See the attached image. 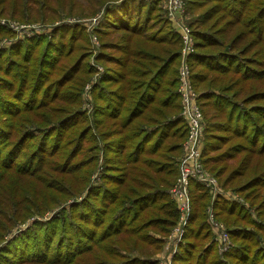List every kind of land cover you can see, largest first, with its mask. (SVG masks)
I'll list each match as a JSON object with an SVG mask.
<instances>
[{
    "label": "trees",
    "instance_id": "1",
    "mask_svg": "<svg viewBox=\"0 0 264 264\" xmlns=\"http://www.w3.org/2000/svg\"><path fill=\"white\" fill-rule=\"evenodd\" d=\"M192 1L196 5L201 4L200 6H207L209 3L212 7L222 10L228 17L229 28L243 25L250 30L258 25L254 31L264 29V0ZM164 14L165 6L162 0H111L101 7V18L95 34L99 40L100 50L97 61L103 64L104 73L101 83L94 87L93 95L96 114L98 113V117L95 115L94 118H98V126L100 124L103 130L99 133L100 146L95 145L94 138H89L87 147L104 153L102 181L98 186L88 189L87 197L83 201L71 206V229L66 237L68 240L66 243H54V246L58 245L55 248L57 251H53L54 246L46 247L43 244L44 241L47 245L54 242L51 231L44 235L39 233L37 237L30 239L29 235L34 231L31 227L19 233L20 243L15 241L8 243L6 247L8 258L14 254L15 262L33 264L40 262L76 264L78 257L92 256L95 257L92 264L155 263L151 255L161 248L160 237L169 232L177 218V210L168 191L178 173L176 159L180 154V140L186 136V124L179 115L173 118L161 114L163 109L176 112L180 110L176 90L179 36L170 28ZM57 30L52 40L45 44L40 64L32 58L29 49L38 50L39 42L43 38L18 42L5 53L7 63L10 61L19 63L20 61L16 59L19 56L25 58V63L20 62L26 64L22 66L27 77L24 80L34 87L37 97L33 95V98L36 100L42 94L53 100L58 99L63 87L79 74L80 62L85 57L87 68L81 76L88 77L93 72L87 64L89 43L84 29L80 30L76 25H66ZM229 32L230 29L227 35ZM218 33L223 38L222 33ZM191 34L195 40V51L188 57L191 68L190 80L193 88L200 91L198 103L205 122L203 166L215 171L216 177L221 178L224 185L234 181V178L236 180L244 178L247 182L242 185L244 189H240L241 191L247 190L250 185L254 186L251 190L260 186L262 188L264 165L259 166L261 167L259 172L250 174L252 169L248 162L252 159L249 154L253 153L252 151H257V154L264 153V147L259 145L262 142L260 128L264 124L260 116L264 114V105L256 107V114H253L255 107L249 106L255 105L256 98L260 96L264 98V92L259 95H247L242 99V103H236L224 94L218 95L211 90L197 89L205 79L203 69H217L221 72L223 70L225 73L228 71L225 69L231 66L232 72L237 78L242 77L239 78L242 81L259 75V72L250 69L235 54L203 52L200 48L214 43L213 36L218 37L217 33L212 35L211 31L192 28ZM77 41L81 43L76 44ZM79 44L86 53L84 58L62 68L56 67L58 65L56 59L63 55L71 56ZM158 45H163L164 48L155 49L154 46ZM22 50H26V53ZM38 73L40 75L37 77ZM46 76H49L47 82L42 83ZM21 85L20 83L18 88ZM14 92L9 93L8 99H12L11 101L5 102L6 98L0 96L2 101L0 104L5 113L11 115L22 107H27L22 109L27 112L35 106L28 101L23 103L31 94L13 95ZM158 106L163 109L158 110ZM226 106H229V110L235 108L236 113L230 111L224 118L207 114L210 107L221 109ZM150 112L160 113L161 119H150L148 117ZM234 116H237L236 120H233ZM38 122L42 121L38 119ZM143 123L145 125H142ZM7 128L0 123V166L9 168L17 164L28 167L29 158L15 163L20 154V147L24 144L22 141L28 138V133H21L17 140L9 142ZM82 135L84 136V133ZM257 135L259 136L256 139ZM75 142L71 136L61 145L70 152H77L81 148L75 147ZM218 150L222 153L215 155L214 152ZM53 151L56 153V149ZM238 152H242L240 163L232 167L225 176L222 173L224 164L222 161L234 159ZM42 154L44 153L38 146L30 154V158L35 161L36 157L43 156ZM154 156L159 158L158 161L148 159ZM49 158L43 163L52 168L55 164L50 162ZM89 163L87 161V164ZM24 166L20 171L28 173L29 169ZM90 168L83 169L80 179L86 188L89 186ZM138 178H144L145 181L139 183ZM38 184L43 187L39 182ZM132 184L144 189H138L141 192L134 193ZM11 194L17 197L11 199ZM18 194L19 192L0 190L1 199H11V204H15L18 210L22 211L25 208L24 205L20 206ZM255 195L257 198L261 197L260 193ZM190 198L192 209L184 243L179 245L171 264H221V255L236 262L238 260L241 263L245 262L247 245H243L242 242L248 241L249 235L252 234L247 229H230L228 231L232 241L230 248L221 251L222 253L218 252V246L212 241V234L206 223L205 209L210 202L208 190L201 183L192 181ZM211 207L217 220L229 223H235V220L244 223L247 220L245 209L237 202L217 197ZM149 230H152V234ZM122 248L127 251L129 248L140 250L138 252L142 259L136 257L126 262L111 258L112 255L120 258L118 250ZM146 249L151 250L150 253H144ZM105 256L107 260L103 259Z\"/></svg>",
    "mask_w": 264,
    "mask_h": 264
},
{
    "label": "rangeland",
    "instance_id": "2",
    "mask_svg": "<svg viewBox=\"0 0 264 264\" xmlns=\"http://www.w3.org/2000/svg\"><path fill=\"white\" fill-rule=\"evenodd\" d=\"M109 1L111 0H0V96L5 97V102H7L12 100L8 99L11 91H15L13 95H16V93H22L24 95L31 94V97L26 98L27 100H23V103L28 101V103L32 105L35 104V106H32L27 112L22 111V109L27 107H22L21 110L18 108L19 110L11 115L5 113L0 104V123L8 127V141L12 142L13 140H17L21 133H28V138L22 141V144H24H21L20 154L15 163L26 161L29 158L28 167L24 165L18 166L17 164L9 168L0 166V190L4 192H19L18 196L20 199L18 201L21 202L20 206L24 205L25 208L21 211V209L18 210L15 204H11V199L16 198V195L11 194V199L6 198L5 200L0 197V264H33L15 262L16 255L13 254L11 258H8L6 249L10 242L15 241L16 243H20L19 233L31 227L34 231L30 233V239L37 237L39 233L44 235L45 233L48 234L50 231L52 232L54 242L52 245L51 243L47 245L46 241H44L43 244L46 247H53L54 243H66L68 240L66 237L71 229V206L83 201L87 197L88 189L98 186L102 181L104 153H102L101 150L89 149V147H87V140L89 138H94L95 145L99 147L101 144L99 133L103 128L100 124L98 126V118H94L95 115V117H98V113L96 114L93 89L95 86H98L97 84L99 82L101 83L104 66L97 61V55L100 50L95 29L98 27L101 18V7ZM183 2L184 10L179 19L180 23L187 25L190 30L196 28L199 30L211 31L212 35L216 33L219 35L218 37L213 36L215 41L211 43L210 46L200 48L203 52H228L235 54L239 57L240 61H243L250 69L259 72V75L248 77L242 81L239 79L242 77L237 78L232 72L231 66L225 69L228 70L225 73L223 70L222 73L221 70L217 69H203L205 79L200 83L197 89L211 90V92L218 95L224 94L236 103H242V99L247 95H259V93L264 92V29L254 31L259 27L258 25H255V29L251 28L250 30H247L243 25H236L234 28L233 26L229 28L228 17L222 10L212 7L209 3L207 6H200L201 4L196 5L192 0H183ZM164 15L167 18L166 13ZM167 20L170 28L179 36L176 27L168 18ZM66 25H76L80 30L83 28L84 34L88 35L89 56L87 64L92 68L93 72L88 77L81 76L86 70L87 65L86 57L82 59L86 53L83 52L82 45L79 44V46L75 47V51L71 56L65 57L63 55L56 59L58 60V65L56 67L59 68L70 65L78 59H82L79 67V74L76 78L63 87L58 99L53 100L45 94H42L37 98L38 100H36L33 98V95L37 97V93L34 92V87L24 80L27 77L22 66L26 64L20 62L25 63V58L19 56L16 58L20 61L19 63L11 61L7 63L8 58L5 53L17 45L18 42H25L33 38H43V40L39 42L40 47L38 50L31 51L32 49H29L32 58L40 64L45 44L52 40L59 27ZM229 29L230 34L228 33V35L230 36L227 37ZM218 32L222 33L223 38H221ZM232 38L234 40H231ZM192 39L193 50L195 51V40L193 36ZM78 43L81 42L77 41L76 44ZM179 44L178 70L181 64L180 52L182 48L180 36ZM154 47L155 49L164 48L163 45ZM22 51L26 53V50ZM188 69L189 75L191 76L190 66ZM39 75L40 73L37 74V77ZM48 78L49 76H46L42 83L47 82ZM20 83L22 85L18 88ZM55 91H57V89ZM196 92L199 93L200 91ZM0 102L2 101L0 100ZM254 103L255 105H250L249 108L255 107L253 114H256V107L264 105V98L260 96L254 100ZM239 106L242 105L239 104ZM152 108L154 109L155 106ZM160 109L163 108L158 106V110ZM161 111V114L167 117L174 118L176 115H180V110L178 112L167 109ZM230 111L236 113L237 110L235 108L229 110V106L221 109L210 107L207 114L212 116L218 115L224 118ZM37 117H39L38 119L42 122H38ZM148 117L152 120L161 119L160 113L150 112L148 113ZM236 118L237 116H234L233 120H236ZM45 120L52 121L46 122ZM260 120L264 121V114H261ZM145 123L142 125H145ZM147 125H149V123ZM53 129L54 131H51ZM50 131L51 133H49ZM83 133L84 136L82 135ZM256 133L257 132H254V134ZM259 134L262 139L259 145L264 147V124L262 128H260ZM71 136L72 139L76 141L75 147L81 148L80 150L78 149L77 152H70L61 145L67 137ZM258 136L259 135H257L256 139ZM81 140H83V143H81ZM184 140L185 138L180 140L181 149L176 161H178L182 155V144ZM201 142L204 147V132ZM38 146L44 154L38 158L36 157L35 161H32L30 154L35 151ZM55 149L56 153L53 151ZM162 151H159V153H163ZM252 152L253 153H249L252 159L248 162L252 169L249 172L250 174L259 172V169H261L259 166L264 165V153L257 154V151ZM214 153L216 155L222 152L218 150ZM241 156L242 152H238L234 159L228 160L227 162L222 161L224 163L222 173H224L225 176L230 172L232 167L238 166L241 161ZM48 158L50 162L52 161V163L55 164L52 168H49L43 163L44 160ZM148 159L158 161L157 159L159 158L154 156L148 157ZM87 161L90 163L87 164ZM22 166L27 168V170L29 169V172L22 173L26 172L20 171L22 170ZM85 167H91L88 174L89 186L87 188L80 180L82 171ZM204 168L205 171L216 180V188L212 189L213 192H210L206 188L210 197L209 205L205 209L207 213L206 223L209 226L210 232L212 227L209 217L210 214H212L213 220L221 223L226 230L247 229V231L252 234L249 235L248 238L250 242L247 240L242 242L243 245H247L245 250L246 256L244 258L245 262L241 263L239 260L236 262V260L232 258L221 255V257L219 256L222 261L221 264H264V186L251 190L254 186L250 185L247 190L241 191L240 189H244L242 185L247 182L246 179L241 178L236 180V178H234V181H229L225 186L221 183V178L218 179L216 177L217 173L215 171L209 170L205 166ZM138 181L142 183L145 179L138 178ZM38 182L42 184L43 187L40 186ZM132 189L134 193H138L141 192L138 189L144 188L132 184ZM48 191L52 193H48ZM214 191L216 192L215 195H213ZM255 193H260L261 197L257 198ZM217 197L239 203L246 211V222L242 223L235 220V223H229L228 221L217 220L211 207ZM23 199L28 200V202H25ZM149 231L150 234H152V230ZM167 235L168 233L160 237L162 240L161 248L151 255V259L153 261L155 260L154 264H162V261L165 262L166 257L170 253V243L167 240ZM212 241H214L213 236ZM230 242L232 241L230 240ZM57 246L58 245H55L53 247V251H57L55 250ZM260 250L262 252H259ZM138 251L140 250L129 248L127 251L122 248L118 250V252H120V258L115 255H112L111 258L116 261L125 260L126 262L136 257L142 259ZM150 251L151 250L146 249L144 253H150ZM218 252L222 253L219 249ZM250 252L254 254L252 253L249 255ZM50 253L49 255H51ZM175 254L176 252L173 257ZM78 258L79 260H77L76 264H81L82 262L92 264L95 259L94 256L90 258ZM103 259L107 260L108 258L105 256ZM35 264L57 263L40 262Z\"/></svg>",
    "mask_w": 264,
    "mask_h": 264
},
{
    "label": "built area",
    "instance_id": "3",
    "mask_svg": "<svg viewBox=\"0 0 264 264\" xmlns=\"http://www.w3.org/2000/svg\"><path fill=\"white\" fill-rule=\"evenodd\" d=\"M165 6L167 18L176 27L182 41L180 52L181 64L178 70L177 92L180 101V117L186 124V137L182 144V155L177 161V176L173 185L169 188V197L175 204L177 218L167 235L170 253L162 264H171V258L177 251L179 245L184 243L189 218L191 214L190 183L196 181L201 183L210 192L216 188V180L205 171L201 160L202 136L204 132L203 115L198 103L197 93L191 83L188 57L193 50V39L191 30L187 25L180 23L179 19L184 10L183 0H162ZM216 192L214 191L215 195ZM211 223V234L220 251H225L231 246V242L223 225L214 221L212 214L209 217Z\"/></svg>",
    "mask_w": 264,
    "mask_h": 264
}]
</instances>
